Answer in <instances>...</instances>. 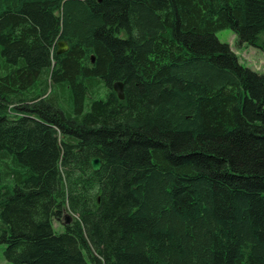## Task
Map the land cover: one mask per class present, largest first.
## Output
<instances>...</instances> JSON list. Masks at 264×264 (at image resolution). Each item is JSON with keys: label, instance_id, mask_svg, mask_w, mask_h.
<instances>
[{"label": "trees", "instance_id": "16d2710c", "mask_svg": "<svg viewBox=\"0 0 264 264\" xmlns=\"http://www.w3.org/2000/svg\"><path fill=\"white\" fill-rule=\"evenodd\" d=\"M226 29L264 51V0H0L9 263L264 264V75Z\"/></svg>", "mask_w": 264, "mask_h": 264}, {"label": "rangeland", "instance_id": "374dc122", "mask_svg": "<svg viewBox=\"0 0 264 264\" xmlns=\"http://www.w3.org/2000/svg\"><path fill=\"white\" fill-rule=\"evenodd\" d=\"M217 37L221 42L230 45L241 64L264 75V51L262 49L247 45L238 46L235 34L229 29L218 32ZM65 216L71 217L69 213H66ZM55 225L58 231L63 230L64 223L56 222ZM0 264H11L4 257V245H0Z\"/></svg>", "mask_w": 264, "mask_h": 264}, {"label": "water", "instance_id": "95a60500", "mask_svg": "<svg viewBox=\"0 0 264 264\" xmlns=\"http://www.w3.org/2000/svg\"><path fill=\"white\" fill-rule=\"evenodd\" d=\"M69 50V46L64 41L57 42V55H62ZM92 61L94 62V58L92 57ZM114 91L119 96V99L124 100V91H123V84L118 82L114 85ZM91 169L93 172L97 173L102 168V161L98 157H94L90 160ZM71 222V217H67L66 224Z\"/></svg>", "mask_w": 264, "mask_h": 264}]
</instances>
